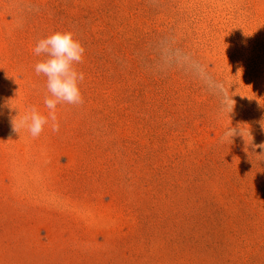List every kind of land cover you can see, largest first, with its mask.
Listing matches in <instances>:
<instances>
[{
    "label": "rangeland",
    "instance_id": "374dc122",
    "mask_svg": "<svg viewBox=\"0 0 264 264\" xmlns=\"http://www.w3.org/2000/svg\"><path fill=\"white\" fill-rule=\"evenodd\" d=\"M57 31L84 102L15 133ZM262 125L264 0H0V264H264Z\"/></svg>",
    "mask_w": 264,
    "mask_h": 264
},
{
    "label": "clouds",
    "instance_id": "9594fccd",
    "mask_svg": "<svg viewBox=\"0 0 264 264\" xmlns=\"http://www.w3.org/2000/svg\"><path fill=\"white\" fill-rule=\"evenodd\" d=\"M33 52L42 57L34 66L37 75L46 77V89L49 95L44 98V105L48 109L47 115L42 114L36 106L30 107L25 114L12 117V130L20 134L26 130L31 137L37 138L44 131L46 125H51L53 132L59 131L57 120V105L67 103L75 106L83 104L80 84L84 80V73L78 71L76 65L83 62L85 49L74 39L70 31L54 32L37 40ZM234 105L232 106L233 109ZM264 127V125H262ZM231 137L234 134H230ZM264 149V144L258 146Z\"/></svg>",
    "mask_w": 264,
    "mask_h": 264
}]
</instances>
